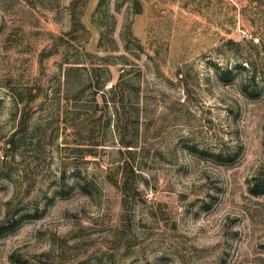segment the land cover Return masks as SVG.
I'll return each instance as SVG.
<instances>
[{
	"label": "rangeland",
	"instance_id": "obj_1",
	"mask_svg": "<svg viewBox=\"0 0 264 264\" xmlns=\"http://www.w3.org/2000/svg\"><path fill=\"white\" fill-rule=\"evenodd\" d=\"M0 264H264V0H0Z\"/></svg>",
	"mask_w": 264,
	"mask_h": 264
},
{
	"label": "trees",
	"instance_id": "obj_2",
	"mask_svg": "<svg viewBox=\"0 0 264 264\" xmlns=\"http://www.w3.org/2000/svg\"><path fill=\"white\" fill-rule=\"evenodd\" d=\"M40 91H34V90H30L29 91V95L28 97H24V93L22 92H18L16 95L19 98L20 101H25L28 105L29 102L35 100L39 95H40ZM107 100V99H106ZM108 102V100H107ZM116 103V102H115ZM108 104V103H107ZM95 117L90 118L89 120H84V121H80V122H69V124L67 125L68 127L73 128L74 130H76V134L78 136H76V140L75 143L78 145H96V144H100L97 142L96 138H97V131L99 130V127H97L96 123H95ZM28 121V113L27 111H25L24 109V113L22 114V118L20 121V129H23V127H25V124ZM15 134L12 136V138L9 140V143H15ZM122 145H124L125 147H127L128 150H131V148H129L130 146H132V143L129 141H122ZM80 147V146H79ZM126 173V172H125ZM23 179L27 180L29 183L28 186V192L31 191L33 189V187H35V184L37 182V176L35 178V176H33V173L31 172V170H29L28 168H24L23 169ZM130 180H129V174L126 173V176L123 180V184H122V190L125 193V197H124V205L126 207V209H132L134 206V195L132 193V188L130 186ZM17 209L14 208H10L9 212H8V218H6V220L3 221L2 225L5 224V222L10 219L9 217H15L17 214Z\"/></svg>",
	"mask_w": 264,
	"mask_h": 264
}]
</instances>
